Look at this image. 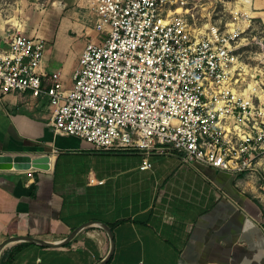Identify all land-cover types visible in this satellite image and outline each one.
<instances>
[{
  "label": "crops",
  "instance_id": "crops-1",
  "mask_svg": "<svg viewBox=\"0 0 264 264\" xmlns=\"http://www.w3.org/2000/svg\"><path fill=\"white\" fill-rule=\"evenodd\" d=\"M91 2L52 0L41 12L50 31L43 33L41 69L58 72L68 87L86 45L103 40ZM247 6L264 25V0ZM23 31L22 19L0 14V48ZM78 39L81 48L72 49ZM50 118L46 94L14 92L0 104V154L50 155L49 169L0 170V245L11 237L58 244L88 224L63 246L9 243L0 264H98L112 240L106 264H264L262 170L233 174L170 152H152L151 168L141 169L144 152L96 150L80 137L55 134ZM101 155L110 158L104 169L75 163ZM117 159L121 166L112 164Z\"/></svg>",
  "mask_w": 264,
  "mask_h": 264
},
{
  "label": "built area",
  "instance_id": "built-area-1",
  "mask_svg": "<svg viewBox=\"0 0 264 264\" xmlns=\"http://www.w3.org/2000/svg\"><path fill=\"white\" fill-rule=\"evenodd\" d=\"M177 2L92 0L104 39L86 45L69 87L58 72L42 71V37L9 35L0 104L14 92L46 94L55 134L99 151H142L141 169L151 168L152 152H170L233 174L264 172V72L238 53L248 12L193 26ZM236 3L247 11V0Z\"/></svg>",
  "mask_w": 264,
  "mask_h": 264
},
{
  "label": "rangeland",
  "instance_id": "rangeland-1",
  "mask_svg": "<svg viewBox=\"0 0 264 264\" xmlns=\"http://www.w3.org/2000/svg\"><path fill=\"white\" fill-rule=\"evenodd\" d=\"M236 1L237 0H178L177 4L174 5L173 8L183 6L182 13L191 23H193V26L204 25L209 22L221 25L225 22H236V19L234 18L235 11L239 12V19L244 18L242 14L245 12H248L250 16V11L247 6L249 0H247L246 4L247 11H244L242 3L238 4ZM51 3L52 0H0V14H2L4 18L6 17V19H22L24 25V35L37 30L38 33H36V36L39 35V37H42L47 42L46 38L43 37V33H50V31H48L49 28H47L49 23L43 20L45 13L41 12L44 7L47 8ZM90 4L92 5V2ZM248 18L246 20V24L251 25L248 29H246L244 34L248 37V40H244L247 44L242 46L238 53H240L242 55V59L248 64H251L253 68H257V70H262L264 72V64H262L261 61V56L264 53V50L262 51L261 48V45H264V25L253 15ZM249 20L250 23L248 22ZM83 21L86 20L83 18ZM52 24L57 25V22ZM100 38L104 39V34L101 32ZM82 42L83 40L81 39L76 40L72 49L81 48ZM111 158H113V156ZM109 159L108 155H101L91 158L90 160L86 159V163H84L85 160L83 157L75 163H78L77 166L80 165L82 167L87 164L95 167L100 163L101 165H99V167L104 169V167H107ZM111 161L112 164L121 166L120 159Z\"/></svg>",
  "mask_w": 264,
  "mask_h": 264
},
{
  "label": "water",
  "instance_id": "water-1",
  "mask_svg": "<svg viewBox=\"0 0 264 264\" xmlns=\"http://www.w3.org/2000/svg\"><path fill=\"white\" fill-rule=\"evenodd\" d=\"M49 162H50L49 154H44L39 157H32L28 154L15 155V156L7 155V154H0V170H11V169L28 170L30 168L49 169ZM87 224L88 223L83 224L79 226L77 229H75L71 233L69 238H67L62 243L52 244V243L45 242L43 240L34 239L31 237H23V238L22 237H11L2 242V244L0 245V251L3 247L8 245L9 243L19 241V240H28V241L38 242L46 246H63L67 244L77 234V232L81 230L83 227H85ZM103 227L108 232V234L110 235V238L112 239L113 235H112L110 228L106 224H104ZM114 248H115V244H114V241L112 240L111 249H110L109 254L107 255L106 258H104L98 264H106L109 261L111 255L113 254Z\"/></svg>",
  "mask_w": 264,
  "mask_h": 264
},
{
  "label": "trees",
  "instance_id": "trees-1",
  "mask_svg": "<svg viewBox=\"0 0 264 264\" xmlns=\"http://www.w3.org/2000/svg\"><path fill=\"white\" fill-rule=\"evenodd\" d=\"M111 257H112V255H111ZM111 257H110V259H111ZM110 259H109V260H110ZM108 262H109V261H108ZM108 262H107V263H108Z\"/></svg>",
  "mask_w": 264,
  "mask_h": 264
},
{
  "label": "bare ground",
  "instance_id": "bare-ground-1",
  "mask_svg": "<svg viewBox=\"0 0 264 264\" xmlns=\"http://www.w3.org/2000/svg\"><path fill=\"white\" fill-rule=\"evenodd\" d=\"M248 5V4H247Z\"/></svg>",
  "mask_w": 264,
  "mask_h": 264
}]
</instances>
